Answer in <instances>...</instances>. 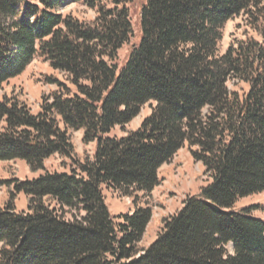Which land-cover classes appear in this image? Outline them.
Segmentation results:
<instances>
[{"label": "trees", "instance_id": "1", "mask_svg": "<svg viewBox=\"0 0 264 264\" xmlns=\"http://www.w3.org/2000/svg\"><path fill=\"white\" fill-rule=\"evenodd\" d=\"M133 1L0 0V87L36 56L66 75L37 111L14 92L0 97V162L43 171L0 182V264H264V219L233 209L264 192V0H141L138 40L117 62ZM77 2L95 18L62 12ZM237 17L244 37L219 53ZM73 130L94 144L91 158L75 157ZM184 146L208 180L145 246L152 210L136 195L151 194ZM54 154L74 168L45 171ZM104 189L132 197L133 211L112 215Z\"/></svg>", "mask_w": 264, "mask_h": 264}, {"label": "rangeland", "instance_id": "2", "mask_svg": "<svg viewBox=\"0 0 264 264\" xmlns=\"http://www.w3.org/2000/svg\"><path fill=\"white\" fill-rule=\"evenodd\" d=\"M97 5L107 8L112 6V0H94ZM141 0H134L130 5V17L133 26V36L130 41L118 51L117 62H122L129 49L138 40V19ZM64 14H71L80 20L90 22L96 16V11L87 7L83 2L70 3L62 9ZM245 26L242 17L228 21L223 28V36L219 42V53H223L227 47L237 39H241L245 34ZM66 75L52 69L48 62L41 57H35L25 70L17 77L10 79L0 87V97L3 93L11 92L19 95L26 100L32 111L39 109L42 98L48 95L57 85L53 80L66 82ZM231 81L229 86H232ZM150 112V105L145 104L141 107L139 114L126 126L128 129H135L141 120ZM121 134L118 128L113 134ZM82 130L70 131L71 142L75 150V157L78 160L91 158L94 149L93 143L85 144L82 141ZM45 171H68L74 168L75 161L62 157L58 154L52 155L45 160ZM43 171L31 173L24 161L13 160L0 162V182L7 180H26L37 177ZM160 179L159 185L148 196L143 197L138 193V204L147 205L152 210V216L147 225L143 244L149 245L157 236L161 228V220L177 212L183 204L185 198L197 195L200 188L208 180L203 173V167L199 162L194 161L187 146L182 147L170 160L163 164L158 170ZM105 202L109 212L114 216L128 214L133 211L134 199L130 196H122L112 190H103ZM140 196V197H139ZM6 197L5 186L0 185V203ZM16 210L21 211L26 208V197L20 193L16 195L14 202ZM254 206L252 216L264 219V192L250 195L237 201L234 206L235 211L242 208ZM69 216V215H68Z\"/></svg>", "mask_w": 264, "mask_h": 264}]
</instances>
